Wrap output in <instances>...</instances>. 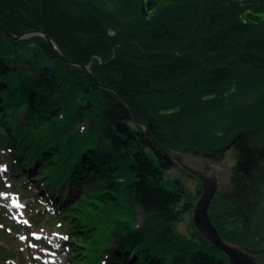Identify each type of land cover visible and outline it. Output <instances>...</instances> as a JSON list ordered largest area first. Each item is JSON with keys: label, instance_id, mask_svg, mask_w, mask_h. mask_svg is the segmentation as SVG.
I'll return each instance as SVG.
<instances>
[{"label": "trees", "instance_id": "1", "mask_svg": "<svg viewBox=\"0 0 264 264\" xmlns=\"http://www.w3.org/2000/svg\"><path fill=\"white\" fill-rule=\"evenodd\" d=\"M152 3L150 13L141 3L140 25L110 33L106 15L82 0H0V148L11 171L48 191L78 190L50 196L68 264H231L208 240L177 230L192 207L179 180L162 185L177 165L166 148H193L192 134L205 129L201 103L228 95L235 79L264 82V0ZM31 30L75 63L43 36L14 37ZM123 120L135 139L117 129ZM249 133L235 142V174L252 163ZM214 151L199 150L208 159ZM210 217L236 241L223 217Z\"/></svg>", "mask_w": 264, "mask_h": 264}, {"label": "rangeland", "instance_id": "2", "mask_svg": "<svg viewBox=\"0 0 264 264\" xmlns=\"http://www.w3.org/2000/svg\"><path fill=\"white\" fill-rule=\"evenodd\" d=\"M82 1L92 4L94 10L106 15L104 24L108 26L110 33L119 32L120 26L129 30L130 27L140 25L143 18L142 12L139 11L141 3L148 13L154 4L153 0ZM31 35L38 34L32 32ZM233 85L231 92L225 97H211L204 101V104L201 103L199 119L202 125L200 124L198 128L205 129L197 135L192 134L191 141L194 142V147L171 150L181 153L186 164L199 170L206 169L207 166L208 172L217 176L219 186L209 205V218L210 213H218L223 217L222 220L227 221L226 228L234 230L233 239L236 240L224 239L225 242L258 253L259 256L256 258L258 264H264V179L262 183H258L259 176L264 174V82L244 83L243 80L235 79ZM153 103L159 104V98ZM191 121L192 118L178 130L181 141L190 140ZM82 127L86 128L87 125ZM243 131L244 134L250 132L253 136L254 152L250 156L252 163L242 167V172L245 173L246 170L243 169L247 167L251 173L248 171L247 174H235L233 172L237 149L235 142L238 145L244 144ZM239 134L242 137H239ZM200 136L202 139H199ZM201 148L205 149V152L216 150L214 157L217 158L208 159L203 156V151L199 152ZM220 153L221 160L218 155ZM11 170L7 150L0 148V264H68L66 250L68 238L63 232L64 227L59 224L62 221L51 216L50 196L55 195L56 198L62 199L78 190L71 188L60 193L48 191L47 186L43 184L40 186L35 181L25 178L22 172ZM164 176L165 180L162 181L164 187L170 188L172 186L169 181L179 180L184 186L186 197L191 200L192 208L182 214L176 226L177 230L191 240H200L198 235L204 239L195 229L192 218L193 205L201 193L198 178L178 164L170 168ZM239 203L243 205L241 204V209L238 210L235 207ZM226 211L229 213L226 214ZM244 213L248 217L244 216ZM138 221L142 223V214H139ZM211 222L213 224L212 218ZM212 252L216 257H220L219 252Z\"/></svg>", "mask_w": 264, "mask_h": 264}, {"label": "water", "instance_id": "3", "mask_svg": "<svg viewBox=\"0 0 264 264\" xmlns=\"http://www.w3.org/2000/svg\"><path fill=\"white\" fill-rule=\"evenodd\" d=\"M32 32L46 38L49 41V43L52 45V47L55 48L58 56L61 59L69 63H75L70 59L64 58L60 50L56 47L55 41L52 40L43 31L42 32L37 30L27 31L23 35L16 36V38L20 39L24 37V35L29 36L31 35ZM6 33L9 32L6 31ZM46 66L51 71L54 72L51 66V62L47 61ZM84 68L87 69L93 76L92 72L89 69V65L85 66ZM117 129L121 133H125L127 136L133 139L136 138V133H134L129 123L126 122L125 120L117 122ZM144 130L148 132L146 127H144ZM166 151L167 153L171 154L176 164H178L183 169H185L189 174H193L194 176H196L201 185V193L199 195L200 197L195 201L192 210V218L195 229H197L200 232V234L204 237V239L210 242V244L213 246L214 249L222 251L231 264H258L255 256L252 255L250 252L248 253L246 250L240 247L225 242V240L221 238L218 229L214 227V225L212 224L211 218H209V213H208V210L210 208L209 205L214 199L215 196L214 194L219 186L217 176L214 173L213 174L211 172L209 173L208 172L209 170H207L208 169L207 166L206 169L199 170L193 167L192 165L190 166L189 164H186L181 157L182 156L181 153H177L169 148H166Z\"/></svg>", "mask_w": 264, "mask_h": 264}, {"label": "bare ground", "instance_id": "4", "mask_svg": "<svg viewBox=\"0 0 264 264\" xmlns=\"http://www.w3.org/2000/svg\"><path fill=\"white\" fill-rule=\"evenodd\" d=\"M26 33V32H25ZM41 36V35H40ZM47 40V39H46ZM48 41V40H47ZM85 66H83V68H84ZM237 156V155H236ZM219 160H221V158L219 159ZM217 161V160H216ZM237 165V162H235V165L233 166V169L235 168V166ZM261 183H262V181H261ZM52 206V205H51ZM216 227V226H215ZM218 229V228H217ZM219 231V230H218ZM213 247V246H212ZM237 247H240V246H237ZM241 248V247H240ZM242 249H244V248H242ZM215 250H217V249H215ZM244 250H246L248 253L250 252L252 255H254L255 253L254 252H252V251H248L247 249H244ZM255 256V255H254ZM256 258V257H255ZM257 260V259H256ZM258 261V260H257Z\"/></svg>", "mask_w": 264, "mask_h": 264}, {"label": "flooded vegetation", "instance_id": "5", "mask_svg": "<svg viewBox=\"0 0 264 264\" xmlns=\"http://www.w3.org/2000/svg\"><path fill=\"white\" fill-rule=\"evenodd\" d=\"M235 161L238 162V161H237V158H235ZM254 255H255L256 258L259 256L258 253H255Z\"/></svg>", "mask_w": 264, "mask_h": 264}]
</instances>
